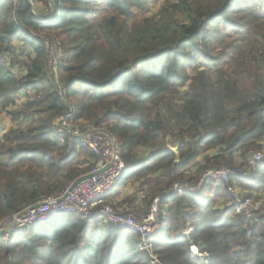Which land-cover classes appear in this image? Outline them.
Returning <instances> with one entry per match:
<instances>
[{
	"label": "trees",
	"instance_id": "16d2710c",
	"mask_svg": "<svg viewBox=\"0 0 264 264\" xmlns=\"http://www.w3.org/2000/svg\"><path fill=\"white\" fill-rule=\"evenodd\" d=\"M153 2L0 0V107L17 122L0 134V217L64 189L95 158L78 140L59 142L54 133L52 119L64 106L38 33L61 42L60 77L75 117L116 138L125 162L116 187L147 179L142 212L174 182L246 166L252 151H264V0L167 1L155 15H137ZM33 8L52 14L40 20ZM215 24L234 28L244 43L228 44L234 35ZM22 89L41 96L21 98ZM167 135L177 152L164 144ZM236 184L264 189V162ZM212 185L161 200L152 242L162 264H264V202L248 233L244 216L214 207L223 184ZM186 225L207 258L190 256ZM138 244L133 230L60 213L0 237V264H149Z\"/></svg>",
	"mask_w": 264,
	"mask_h": 264
},
{
	"label": "built area",
	"instance_id": "2783aa9c",
	"mask_svg": "<svg viewBox=\"0 0 264 264\" xmlns=\"http://www.w3.org/2000/svg\"><path fill=\"white\" fill-rule=\"evenodd\" d=\"M50 9L52 10L51 5ZM51 14L52 12L46 17L40 15H36V17L40 20H47ZM42 39L46 46V68L54 82L56 94L64 106V111L52 119L54 133L59 142H64L67 136L69 137L68 144H71L73 140H78L80 146L91 151L95 158L92 167L79 175H86L87 177L74 185L70 191H68V185L55 194L36 199L0 217V237L6 240L13 233L30 224L41 222L56 214L73 213L83 219L106 220L118 228L133 230L139 234L138 250L146 256L149 264H162L154 251L152 242L154 233L161 227L158 209L161 200L183 192L196 195L206 185L215 181L221 184L225 182L226 187L230 188L237 179H250L255 174L256 164L264 162V151L255 150L249 154V168L247 169L212 167L205 169L194 183L188 181L174 182L171 187L164 190V193L155 196L148 211L140 216L131 212H116L112 206L102 202L105 196L119 185L123 177L125 162L122 158L121 148L116 138L104 127L75 117V106L66 96L60 77L61 42L53 35ZM22 71L21 66L15 68L17 80L21 78ZM20 96L21 98L34 96L38 99L41 93L35 96L32 91L22 89ZM234 196V201L229 205L231 209L236 213L247 211L242 201L237 198V194ZM258 216L256 210L249 218L248 222L252 223L248 226V233L251 232ZM193 230L192 226H186L181 233L189 241L190 254L202 260L208 255L206 252H200L197 245L190 239Z\"/></svg>",
	"mask_w": 264,
	"mask_h": 264
},
{
	"label": "rangeland",
	"instance_id": "374dc122",
	"mask_svg": "<svg viewBox=\"0 0 264 264\" xmlns=\"http://www.w3.org/2000/svg\"><path fill=\"white\" fill-rule=\"evenodd\" d=\"M167 1H171L172 2V1H177V0H157V2H153V3L150 4V6L148 7L147 11H145V12H138L137 15L140 16V17L155 15L160 10L162 4L166 3ZM49 8H50V6L46 7V9L48 11H49ZM35 10L33 8V12L36 15H38ZM214 26H215V29H219L222 32H224L225 34L229 33V34H227L228 36H230L232 33L235 32L234 31V28L232 29V27H226L224 24H215ZM232 35H234V34H232ZM38 36H40L41 38H46L47 36L49 37L51 35H47L46 33H38ZM245 39L246 38H245V36L243 34H239V35H234L232 38H227L226 40H227L228 44H232L234 41L237 44L238 43L239 44H243L244 41H245ZM232 40H234V41H232ZM223 46L221 48H223ZM226 48H227V46H226ZM226 48H224L223 50L226 51L227 50ZM219 50H220V48H218L217 50H214V51L215 52H218ZM213 54H217V53H213ZM228 55L229 56L235 55V50L234 49L229 50L228 51ZM210 72L213 73V71H210ZM18 94L20 95V93H18ZM29 98H34V96H32V97L30 96ZM17 101L19 102L20 100H17ZM17 106L11 105L9 108L11 109V107L13 108V107H17ZM4 109L5 108H1L0 107V124H1V126L7 125V128L6 129H8L11 126L16 125L17 122H14L8 115H6V113L3 112ZM170 140H173V142L171 143ZM164 142H165L164 144L167 147L172 148L174 152H177V149L174 146H172L176 142V139L174 137L167 135L165 137ZM139 154H141V152ZM85 157H86V155L83 154V156L81 158H85ZM238 167L239 168H246L247 169V168H249V165L247 163L246 166H238ZM83 173H85V172H83ZM79 175L77 177H79ZM142 176L143 175H141L139 177H137V176L136 177H133V178L127 180L125 183L131 184V183L134 182V183H136V186H138V189L140 191H145L148 187H144V185H142L141 182L143 180L146 181L147 179L142 178ZM71 182L68 185H70ZM218 184L221 185V183H218V182L215 181L213 183L212 187H214V186L215 187H218ZM222 186H224V188ZM222 186H221V188H219V190H220L219 194L220 195L218 197H216L218 199L216 200V202L214 204V207L218 209L222 205H223V207L226 206V205L229 206L230 203H232L234 201V198H235L234 194H237V196H238L237 198L242 201V203L245 205V210H247V211H240L239 213H236V211L233 210L234 215H235L236 218L238 216H244V218L246 220L248 219L247 220V226L251 225L252 222H248L249 221V218L256 212V210H257V214H259V209H260L262 203L264 202V189L254 190V189H250L248 187L239 186V185L236 184V182L233 185H231L230 188H227L226 187L225 182H224V184ZM223 193H225V194L223 195ZM52 194H55V193H52ZM213 194L214 193H212L211 195H213ZM48 195H51V194H48ZM126 198H127L126 200L121 201L119 203H116L115 201H113L114 202L113 203V202H111L108 199H106V200L104 199L102 203L112 206L116 212H131V213H134L137 216H140L141 214H144V213H146V211H148V209H147L145 212H142V211H137L135 208H132L134 206V204H133V194H131L130 196H127ZM146 200L148 201V197H146ZM149 207H150V205H149ZM158 209H159V206H158ZM30 225H32V224H30ZM29 226H27L26 228H28Z\"/></svg>",
	"mask_w": 264,
	"mask_h": 264
},
{
	"label": "crops",
	"instance_id": "0c3cea01",
	"mask_svg": "<svg viewBox=\"0 0 264 264\" xmlns=\"http://www.w3.org/2000/svg\"><path fill=\"white\" fill-rule=\"evenodd\" d=\"M7 128V125H4V126H1L0 125V134L5 131ZM176 145H177V141L175 142L174 144V147L176 148ZM172 149V148H171ZM173 150V149H172ZM131 194H133V196H137V198L134 200V204H135V209L137 211H142L143 209V204H142V197H143V191H140L138 189V186H136V183H131V184H128V183H124V184H121L120 186H118L115 190H112L111 192L108 193V195L105 197V200L108 199L110 200L111 202L115 201L116 203H119L121 201H124L126 200L127 196H130ZM114 203V202H113ZM225 207V206H224ZM223 205L218 208V209H222L224 208ZM186 226H190V225H186ZM185 226V227H186ZM183 227V228H185ZM182 228V230H183ZM181 230V232H182ZM188 240V239H187ZM194 243V242H193ZM195 244V243H194ZM188 246H189V241H188ZM189 249V247H188ZM190 253V251H189ZM190 256H192L190 254ZM194 257V256H192ZM199 258V257H198ZM200 259V258H199Z\"/></svg>",
	"mask_w": 264,
	"mask_h": 264
},
{
	"label": "water",
	"instance_id": "95a60500",
	"mask_svg": "<svg viewBox=\"0 0 264 264\" xmlns=\"http://www.w3.org/2000/svg\"><path fill=\"white\" fill-rule=\"evenodd\" d=\"M32 5H33V4H32ZM85 177H87V176H86V175H82V176H79V177L75 178V179L71 182V184L69 185V187H68V191H70L74 185H76L78 182H80L81 180H83Z\"/></svg>",
	"mask_w": 264,
	"mask_h": 264
},
{
	"label": "bare ground",
	"instance_id": "6f19581e",
	"mask_svg": "<svg viewBox=\"0 0 264 264\" xmlns=\"http://www.w3.org/2000/svg\"><path fill=\"white\" fill-rule=\"evenodd\" d=\"M171 141V143L173 142V140H170ZM172 146H174V145H172Z\"/></svg>",
	"mask_w": 264,
	"mask_h": 264
}]
</instances>
